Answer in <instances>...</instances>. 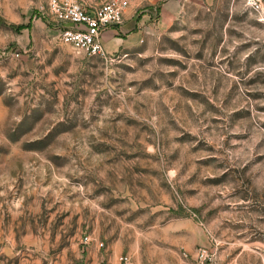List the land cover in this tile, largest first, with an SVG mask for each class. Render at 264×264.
Instances as JSON below:
<instances>
[{
	"label": "rangeland",
	"instance_id": "rangeland-1",
	"mask_svg": "<svg viewBox=\"0 0 264 264\" xmlns=\"http://www.w3.org/2000/svg\"><path fill=\"white\" fill-rule=\"evenodd\" d=\"M49 1L0 0V264H264V26L229 11L246 1L128 0L141 24L105 56L63 44Z\"/></svg>",
	"mask_w": 264,
	"mask_h": 264
},
{
	"label": "built area",
	"instance_id": "built-area-1",
	"mask_svg": "<svg viewBox=\"0 0 264 264\" xmlns=\"http://www.w3.org/2000/svg\"><path fill=\"white\" fill-rule=\"evenodd\" d=\"M247 7L264 22V1L245 0ZM129 7L128 0H108L95 6H88L80 0H50L49 12L59 24L60 41L75 52L91 56H105L103 45L105 32L124 21ZM19 54H14L18 56ZM181 261L165 264H217V253L205 247L193 251L182 249ZM120 264H134L129 254L119 256Z\"/></svg>",
	"mask_w": 264,
	"mask_h": 264
},
{
	"label": "crops",
	"instance_id": "crops-1",
	"mask_svg": "<svg viewBox=\"0 0 264 264\" xmlns=\"http://www.w3.org/2000/svg\"><path fill=\"white\" fill-rule=\"evenodd\" d=\"M264 1V0H263ZM88 6H95V5H98V4H87ZM230 13L231 14H234L235 12L239 15H243L244 17L241 19V22H239V24H236L234 26H264V22L263 21H260L256 15L251 12L248 11V10H245V9H240V8H237V7H231L229 9ZM248 12V14H247ZM246 15V17H245ZM134 16V12L132 11H129L125 13V19H124V22L123 24H120V25H115L111 28L108 29V31L105 32L104 36H103V44L105 46V48L108 49V47L111 45V44H117V45H120L119 42H114L113 43V40H115L116 38V41L117 40H120V38L116 37V34H119V33H124V34H127L128 32H130L132 30V27L135 26V25H140L141 23L140 22H136L133 18ZM248 16H252L253 18H255V21L249 23L247 22V17ZM129 36V35H128ZM123 40V39H122ZM133 257V256H132ZM107 262L108 264H120V262L118 261V257H116L115 255H109L107 258ZM134 260V258H133ZM165 261V258L163 259H159L157 260V262L155 264H165V263H168V262H171V263H178L181 261V258H180V254L177 253L175 255V257L172 259V260H168L166 262ZM134 264H136L135 260H134Z\"/></svg>",
	"mask_w": 264,
	"mask_h": 264
}]
</instances>
